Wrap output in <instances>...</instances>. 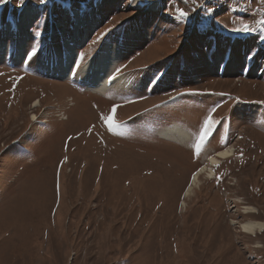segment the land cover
I'll list each match as a JSON object with an SVG mask.
<instances>
[{
	"label": "rangeland",
	"instance_id": "1",
	"mask_svg": "<svg viewBox=\"0 0 264 264\" xmlns=\"http://www.w3.org/2000/svg\"><path fill=\"white\" fill-rule=\"evenodd\" d=\"M26 6L40 15L22 33L23 56L34 55L11 62L12 43L5 53L0 42V264H264V231L238 228L264 224V0H8L0 18ZM70 8L87 37L76 69L88 54L95 65L120 53L125 87L95 95L48 74L59 41L80 42ZM176 125L190 148L163 141ZM229 147L183 199L206 158Z\"/></svg>",
	"mask_w": 264,
	"mask_h": 264
},
{
	"label": "bare ground",
	"instance_id": "2",
	"mask_svg": "<svg viewBox=\"0 0 264 264\" xmlns=\"http://www.w3.org/2000/svg\"><path fill=\"white\" fill-rule=\"evenodd\" d=\"M36 13V10L33 7L30 6H26L23 9V13L21 15L24 14V17L20 18V24H16V22H14V29L13 26V30L12 32H16L15 36H18L21 39H17V41L20 44V48H18V55H17V63L21 60L20 58L23 57V49L22 45H24L23 43L25 42L26 38H23L22 33H25L24 28L26 27V18L29 19L30 15H33ZM90 18V17H89ZM88 18V19H89ZM92 18V17H91ZM76 27H75V36L77 37H81V27L80 24V19L76 18ZM9 26V27H8ZM6 27L7 30H9L11 27V25H8ZM84 27V26H83ZM11 28V29H12ZM82 31H84V29L82 28ZM81 32V33H80ZM74 35V34H73ZM2 35H0V42H2ZM84 38V37H83ZM82 37L80 38V40L83 39ZM67 40V39H66ZM71 41H67V45L66 50L64 51H60L55 49L56 52H54L55 55H57V66L54 70H50L48 68L47 72L49 75H53V77H60L63 81L65 80H69L72 77H80L82 76V79L84 80L86 87L90 93L95 94V95H104L105 92L111 88H119V86H122V84H124L126 82V79H124V74L122 73V75H115L116 71L118 69L119 66V62H120V57L121 54H117V56H114L110 59H108L109 55L105 56L101 55L100 59H96L97 61L95 62V65L90 62L86 65H88L87 68H82L78 75L76 74V70L74 69L73 73H72V68H73V64L75 61V52H74V43L72 40H75L74 38L70 39ZM2 46H0V54H4V49L1 48ZM103 51V50H102ZM118 52H120L118 50ZM1 56V55H0ZM59 56V57H58ZM97 57V56H96ZM93 58V57H92ZM0 59H3L2 57ZM74 59V60H73ZM93 59H91L92 61ZM90 65V66H89ZM116 66V67H115ZM46 72V73H47ZM126 85L122 86L125 87ZM115 89V90H116ZM112 90V89H111ZM34 106H37V104H35ZM160 136V135H159ZM164 139L163 141H170L174 144H177V146L185 148L186 145L189 146L190 140L189 137L187 136L186 132H184L183 130H180L179 127L176 125V127H168L167 131L164 132L163 136ZM232 155V150L231 148H225L222 149L220 151H217L214 153V155L212 156H208L206 158L207 161V166L202 165L201 167H199L195 173L192 174V177L190 178V181L188 183V186L186 187V189L183 192V199H186L188 196H190L192 194L193 188L196 187V185L198 184L199 181V176L202 174H206V176L210 179L212 178V176L214 175V171H213V167H216L221 160H225L228 159L230 156ZM195 174V179H193V175ZM182 207H185V202L181 201L180 204ZM253 212L252 208L249 207H245L243 213L244 214H251ZM239 230L241 233L245 234V235H250V236H256L258 234H261L264 231V224L258 221H248V222H244V223H240L239 224Z\"/></svg>",
	"mask_w": 264,
	"mask_h": 264
},
{
	"label": "snow or ice",
	"instance_id": "3",
	"mask_svg": "<svg viewBox=\"0 0 264 264\" xmlns=\"http://www.w3.org/2000/svg\"><path fill=\"white\" fill-rule=\"evenodd\" d=\"M8 0H0V4L7 3ZM46 0H39V4H45ZM19 3L23 5L25 3V0H19ZM175 12L177 15H179L181 18H188L189 13L185 11L183 8H176ZM264 25V20H260L257 22V26ZM251 30V26L247 23L242 24L241 28L235 29V31H243V32H249ZM29 58L34 55V53L29 52L27 53ZM119 71V69H117ZM113 112H115V108L112 109ZM215 112V109H212L207 113V116L203 120V125L199 130L196 143L194 144V148L197 153H199L204 146L205 142L209 138V136L212 134L213 129L217 123V121L213 117V113ZM35 119V118H34ZM101 119L105 122H107V127L110 132L115 131V125L111 123V117L110 116H102ZM193 179H195V174L193 175Z\"/></svg>",
	"mask_w": 264,
	"mask_h": 264
},
{
	"label": "trees",
	"instance_id": "4",
	"mask_svg": "<svg viewBox=\"0 0 264 264\" xmlns=\"http://www.w3.org/2000/svg\"><path fill=\"white\" fill-rule=\"evenodd\" d=\"M120 66V65H119ZM117 72V71H116Z\"/></svg>",
	"mask_w": 264,
	"mask_h": 264
}]
</instances>
